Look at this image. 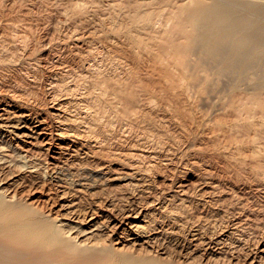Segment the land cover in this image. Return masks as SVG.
<instances>
[{
    "label": "rangeland",
    "instance_id": "rangeland-1",
    "mask_svg": "<svg viewBox=\"0 0 264 264\" xmlns=\"http://www.w3.org/2000/svg\"><path fill=\"white\" fill-rule=\"evenodd\" d=\"M13 1L14 0H12V2L10 0H0V13L1 14L4 13L3 15L0 14V17H2V18H0V28H2L1 27L2 25H5L7 23H13L15 20L16 21L19 20V21H17L18 22L17 24H20L19 26H20L21 30L20 29L18 30V28H17V33L21 32L22 28H23L24 32L22 31L21 33L22 34L26 33L24 36L25 37L27 36L25 38V39L28 38L27 40L31 39L33 36V38L31 39L33 43L29 40V42L27 41L28 43L26 42V47H25L26 49L24 48V46H21V44H20L21 48L17 47V49L15 48L12 51V54L15 56H12L13 58L9 57V58H11L10 59L11 61H9V63L10 64L15 63L13 65L14 66L16 65V66L14 68L12 65H10V64L9 65L12 66L11 68L14 71V73H15V71H16V73L18 72V75H20L24 79H23V82H21V87L19 86L20 84H15V82H11L12 84L14 83L12 87H14V86L15 87L14 88L11 87V89L9 88V91H7L8 93L5 92L4 95L8 100H12L15 104H17L19 106L24 105L26 108L29 107V110H31L32 112L38 111L37 114L39 113L42 116V118L45 117L43 119L46 122L45 124H47L46 127H47L48 131H53V132L54 131H57V132L61 131L62 134H64V136H67V140H65V143L72 144L70 142V140H71V141L75 142V143H73L75 145V147L64 146V149L60 150V151L54 149V152H57L55 155L54 153L49 152L46 147H42L40 145L36 146L35 148L27 149V144H25L24 142H20V141L14 142V140H9L12 143V145H13V142L17 143V146L23 150L22 152L29 150L30 152H28V155L31 154L30 156L34 157V159L36 160V163H38L39 167H37L36 170L35 169L33 170L32 168H26L27 165H25V164H21L19 166L15 165V164H7V165H1L0 164V184L3 182L0 185V187L2 188L1 190H3V192L6 195H8V197L12 198V196H13V199L21 200L23 202H26L27 204H29V202H30L31 206H35V208H37L39 211H41L44 215L49 216V217H54V218L59 217L58 212L69 214V211L63 212L60 208V206L63 205V203H68V202H71V203L74 202L73 203L74 204L73 209H76L78 211V213H80V210L81 211L86 210L90 207H95L96 211H99V212H101V210H102L101 214L103 217H101V218L98 217V219H97L98 222H100L99 226L101 229L99 232L96 233L95 238H97V239L94 238L91 240L92 243H99V244H105L107 246H111V245L115 244V239L117 238V236L120 235L122 237L120 244H115L117 247L114 245V247L117 248L118 250L120 248L121 251L129 252V253L134 254V255L146 256V257L152 258L154 260H158L160 262H163L165 264H230V263L231 264H246V263H248V264H251V263H253V264H264V177H263L264 171L260 169L259 173H258V171H255L256 176L254 175L255 173L253 170H256V169L255 168L253 169L251 167L253 165H249L251 162H252V164L255 162V159L253 160L251 155L249 156V154H251L252 153L251 151L253 150V147L250 144L244 145V146H246V148H247V146L250 148L249 149L250 153H249V150H247V152H244V150H246L245 147L244 148L239 147V148H243V149H239V151L241 150L240 153H242L244 156L246 155L245 157L243 156L244 158H242V156H239V154L235 155L236 154L235 150L238 151V148L233 149V147H231L230 149L229 148L226 149L225 147H222L223 145L222 146L220 145V144H223L222 138H220L221 140L218 139V141H214L217 139L218 134H215V133H214L215 135L210 134L212 132L211 131L212 128L210 129V127L215 124V116L217 114L222 115L220 113H225V112L228 113V111H227L228 108L226 107V105L229 104V102L232 99V97L228 93L229 87L232 86L230 84L231 78L228 75H226L225 73H223V74L219 73L214 67L210 66L209 64L206 65V67L204 69L197 68L195 66V64H197L198 59H199V56L197 53H189L186 56L185 60H186V62L188 61V63L190 64V65H188L190 70L192 69L190 71L188 68V71L191 72L193 75L194 74L196 75L199 72L197 76H194V78L196 77L195 79H197L196 81L194 79V83L196 84V82H197L198 86H197V84L195 85L191 81L189 83V84H191V87L188 85L189 88H187L189 94H192V95H190V100H191V96H192V100L191 101L189 100L190 103H192V104L195 103L192 111L196 114H194L192 112V116H194L196 120L198 119L199 115L202 117L204 116V120L198 121L199 124H196V123L192 124L194 126H191V129H190V127H188V129H186V130L184 129L186 132L184 131L183 132L184 134H183L182 133L183 128L180 126L181 125V119H179L180 116H179V114H177L178 112H176L174 107L172 106V105H174L173 104L174 102L170 103V100L168 101V99H166L165 97L162 98L163 94L159 91L158 86L155 84V82H157V81L156 80L151 81L153 78H156V70L154 72L155 74L152 71H150V70L154 71V69L156 68V67L154 68V65H153L155 62H152L151 58H148L149 55H148V57L146 56L147 55L146 52H145L146 54L142 52L141 53L142 58L146 57V59L144 60V58H143V59H141L143 61H140L141 63H138L135 59L132 58L133 54L128 50V48L126 46L127 44L124 40L125 39L124 37L113 36V34H111V30H109V33L106 34V32H108V29L110 27L112 28V26L114 25V22L116 23V21H119V17H121V16H118L119 11H118L117 6L122 0H119V1L118 0H116V1L112 0L114 3H117V1L119 2L116 5L117 9L115 7V4L114 3L112 4L111 0H109L110 2L107 0L109 4L107 3V1H104V0H93L94 2L92 0L91 1L88 0L89 3L84 7V9L82 11L78 10L79 13H78V11H76V8L73 7L74 3L76 2L75 0H38V1L35 0L36 2H34L33 0H15L14 1L15 3ZM73 1H74V3H73ZM110 3L112 4L111 6H110ZM13 4H14V6H13ZM119 5H121V4H119ZM75 12H77L78 14H75ZM20 18L22 21H20ZM23 19L26 21H24ZM2 20L5 22L3 23ZM37 20H39V22ZM109 22H111V23H109ZM25 23H27V24H25ZM38 23H39V25H37ZM24 24H25V27L30 26L29 30H28V27L24 28V26L23 27L21 26ZM108 24H111V25L113 24V25L111 26ZM31 25L33 27H31ZM118 25L119 24H117L116 26H118ZM56 26H57V29H55ZM108 26H110V27L108 28ZM35 27H38V28H35ZM26 29L28 31H26ZM30 29L33 30L32 31L33 33L29 32V31H31ZM102 30H104V31H102ZM9 31H10V29H9ZM34 31H35V34H34ZM99 31H100L101 35H100ZM29 33H31V34H29ZM98 33H99V36H98ZM65 36H66V38H65ZM29 37H31V38H29ZM69 37H71V38H69ZM63 38H65V39H63ZM64 40L66 41L65 43L62 42ZM60 44H63V46ZM125 47H126V49H124ZM124 50L126 52H124ZM127 50L129 52H127ZM122 51L125 54L121 53ZM17 52H21V53H17ZM118 53H120V54H118ZM21 54H23V56ZM115 54H116V56H114ZM143 54L145 56H143ZM92 55H94V57ZM117 55H118L119 59L117 58ZM123 55H126V56L123 57ZM128 56L131 59V61L128 58ZM87 57H92V58L90 59ZM122 58L126 59L125 60V62L127 61L126 63H128V64L131 63L129 65V68H128V64L125 65L126 63L123 64L124 62H121V61H124V59H122ZM120 59H121V61H120ZM132 59H133V62H132ZM162 59L163 60H161L162 61L161 64L162 65L166 64L165 62H166V60H168V58L164 57ZM28 60H30V62ZM22 61H24L26 63V65L24 63H22ZM61 61L64 63H61ZM65 62H66V64L67 63L68 64L66 65ZM73 62H75V63H73ZM150 62L153 66L150 65ZM27 63H28V65H27ZM34 63H35V65H33ZM72 63L74 65H72ZM121 63L123 65H121ZM132 63L134 65L133 67L131 66ZM29 64L32 66H30ZM38 64L40 66H37ZM63 64L66 66L65 67L62 66ZM75 64H77V65H75ZM148 64H149V66H148L149 68L152 67L151 69H149L147 67ZM53 65H55L56 67ZM27 66H29L30 69ZM34 66H36V68ZM57 66H60V67H57ZM61 66L64 68L65 72H63V68ZM68 66L73 67V68H71L72 70ZM76 66H77V68L81 67V68L86 69L85 71L87 72V74L85 73V71L83 69H81V71H80V69L78 68V70H77ZM88 66H89L90 70L88 69ZM122 66H124V67H122ZM192 66H193V68H192ZM33 68H34V70L31 71ZM39 68H41V69H39ZM56 68H57V70H56ZM61 68H62V70H61ZM68 68L70 70H68V72H67V70H65V69H68ZM94 68L98 69L99 73H98V71H96V69L94 70ZM127 69H129L128 73H127ZM142 69H143V71H145V69H149V71L151 72L150 73L149 71L148 72L146 71V76L144 77L145 79H142L143 76L145 75V72H143ZM82 70L84 73L82 72ZM196 70H198V71H196ZM72 71L73 72L76 71V72L72 73ZM77 71H79V72H77ZM92 71L93 72L95 71L94 74L96 73V75H93ZM103 71L105 72V74ZM106 71H107V73H106ZM138 71L141 72L140 76L138 75L139 74ZM175 71H177V70H175ZM45 73H47V74H45ZM70 73H72L73 76L70 75ZM77 73H79V74H77ZM100 73H102V74H100ZM111 73H112V75H110ZM122 73H124V76L122 75ZM142 73L144 75L141 76ZM147 73H148V75H147ZM63 74L66 76L64 77ZM97 74H98V79H102L101 76L106 75V74H107L106 76H103L104 79L106 77H108L109 75L111 76V78H110V76L108 78H106L107 82H110V83H107V82L105 83L104 80H101L103 83L108 84L107 85L108 87L107 86H106L107 88L105 87L106 89H109L111 84H112V86H114V84L116 86H119L118 84H122V83L126 84L128 81L130 82L131 78L136 79L135 82L140 79L139 82L137 81V84H135L136 86H138L143 81H144V83H142V84H147L148 86L150 85V83L154 84L156 87H153L154 85H151L150 88L153 87V88L158 89L157 91H159L160 94H158L159 92H157V95L159 96V98H158V96L153 97V98H155V100L153 99L155 101L153 107L155 108V105H157V106L161 105L160 106L161 108L156 106L157 108L154 109V108H152V105H151V107H149V106H144V103H139L140 109L138 108L139 106H137L135 108V111H133V114L135 116L129 117L127 114L126 116H128L129 118L128 117L124 118L125 115H123V114L121 115V113H123V112H120L118 114L120 109H123V107L119 108L118 111L115 110L114 108L117 106L119 107L120 105L119 104L117 105V103L115 104V101L113 98H112L113 101L110 99L111 103L110 102L109 103L111 105L114 102V104L111 105L114 108H112L107 103L109 98L114 97V96H111V94L114 95L113 89L116 86L114 88H112V86H111L112 90L110 89V91H112V93L110 91H109L110 93H106V92H108L106 90H104V93H103L102 87H104V86L96 87V85L99 84L98 82H100V80L96 81L94 83H91V82H93V79H94V78H92V76L97 77ZM113 74H115V75L118 74L119 78L122 77V79L121 78L119 79L118 75H116V77H115ZM128 74H129L130 80H128L129 79ZM152 74L155 77L152 76ZM68 75L70 76V78H68ZM75 75H77L78 77H76ZM83 75L84 76L88 75V76H86L88 78H89V75H91L92 79H87V78L85 79ZM99 75H101V76H99ZM132 75H134V76H132ZM60 76H63L64 78L60 77ZM82 76H83V78H82L83 82H82V80L80 82L79 79H81ZM126 76H127V78H126ZM137 76L140 78L138 79ZM54 77H56V79ZM71 77H73L72 79H74V80H72ZM112 77H115L114 78V80H115L114 84H113V82H111ZM123 77L126 80H124ZM148 77H149V79L151 78L150 79L151 82H149ZM38 78H40V79H38ZM57 78H59V79L61 78L60 80L62 82L60 83V80L57 82ZM77 78H78V80H77ZM27 79L28 80L30 79V80L28 81ZM34 79L35 80L38 79V80L35 81ZM70 79L72 81H74V83H72V81ZM95 79H97V78H95ZM63 80L65 83L67 81H68L67 83H69V82H71V83H69V85L67 83H66L67 85H63V83H64ZM85 80H88V81L90 80L89 81L90 83L88 82L89 84L86 85L87 82H85ZM116 80L118 81V83L116 82ZM120 80L123 82L119 83V82H121ZM141 80H143V81H141ZM145 80H148V81L145 82ZM75 81H76V83H75ZM246 81H249V78H246ZM26 82H27V84H26ZM35 82L36 83L39 82V83H37L38 86ZM50 82H52V83H50ZM78 82L82 83L81 86L79 85L80 83L78 84L79 88H78V85H75ZM124 82H126V83H124ZM22 83H24L23 84L24 86L22 85ZM95 83H98V84H95ZM103 83L100 82V84L105 85ZM84 84H85V86H83ZM91 84L92 85L95 84L94 88H96V89H94L93 86H91ZM123 84L120 86H124ZM30 85H31V87H30ZM61 85L63 88L59 87ZM194 85H195V87H194ZM239 85H240V88L242 89V92L249 91V85L247 82H242ZM64 86H66V87L68 86V87L64 88ZM71 86L73 89L71 88ZM73 86H77V87H73ZM88 86H91L90 90H88V88H90ZM192 86H193V89L195 92L191 91V90H193V89H190V88H192ZM57 87H59L60 89L59 88L57 89ZM201 87H202V89H201ZM19 88L20 89L22 88V89L20 90ZM41 88H43V89L41 90ZM68 88L72 89L73 91L72 90L69 91ZM75 88H78V89H75ZM83 88H85V89L87 88L88 91H91V98L90 99L92 101L89 98H87V97H90V95L86 94V93H90V92H88L87 90H85ZM98 88H102V89H99L100 92L98 91ZM24 89L27 91H25ZM54 89H57V90H54ZM92 89L95 90V92L98 91L97 94H93L94 91ZM156 89H154V90H156ZM38 90H40L41 93ZM53 90L56 92H54ZM59 90L62 91V92L60 91L62 93V95L60 92H58ZM84 90H85L84 95L86 97H84V95H82ZM28 91L32 95H36V97L32 96L31 94L29 95V93L26 94ZM31 91H33V92L35 91L34 93H36L37 91L38 92L36 94H34ZM49 91H50V93H49ZM77 91H79L80 94ZM101 91H102L103 95H102ZM15 92H16V94L19 93V95L14 94ZM24 92H26V93H24ZM70 92H71V95H70ZM72 92H76V94L73 93V95H72ZM193 92L196 93L197 96H196V94L194 95ZM11 93L13 94V96ZM38 93H39V95H38ZM58 93L62 97L59 96ZM66 93H69V94H66ZM20 94H21V97H20ZM53 94L55 95V97ZM99 94L102 96H99ZM108 94H110V96ZM14 95L17 97V99L15 98ZM40 95L43 98H41ZM50 95H53V97L55 99L52 96L50 97ZM63 95H64V97H63ZM81 95L83 98L81 97ZM160 95H161V97H160ZM26 96L29 97V98L27 97L28 99L31 98V100H27ZM92 96H94V97H92ZM106 96H108V97L106 98ZM187 96L189 98V95H187ZM58 97H59V99L60 98L61 99L59 100ZM78 97H81L82 101H83V99H85V100L82 102L81 99ZM101 97L104 99H102ZM21 98H23V99H21ZM36 98L38 101L36 100ZM63 98H65V100ZM105 98L107 99V101H105ZM194 98H195V102H193ZM48 99H50V100H48ZM88 99H89V101H91L90 103H89ZM94 99H96V100L98 99L97 102ZM99 99H101L100 101H102V103H100V104H98V102H100ZM160 99H162V100L158 101ZM22 100H24V101H22ZM25 100L27 101V103L25 102ZM51 100H52V102H51ZM53 100H55V101H53ZM62 100L66 106L62 103ZM74 100H77V101L74 102ZM93 100L95 103H93ZM32 101H33V103H32ZM49 101H50V103H49ZM72 101L75 104L72 103ZM41 102H44L43 105ZM85 102H87L88 105ZM160 102H163V103L158 105ZM55 103H57L58 105H61V107L60 106L59 107L62 108L63 111L60 108H58V105ZM71 103L74 105H72ZM82 103H84L85 105H83ZM219 103H221V105L223 104V106L221 107V105ZM36 104H37V106H35ZM93 104H96V105H93ZM101 104H102V106L103 105L107 106L109 109L105 106L102 107ZM162 104H166V105L170 104L171 107L169 105H167V106L171 110H167L168 108L166 107V105H162ZM41 105H42V107H41ZM70 105H72L73 107L74 106L77 107V105H78V107H80V108H77V110H76V109H74L75 107L73 108ZM92 105H93V107L97 106L98 107L97 109L98 110L100 109V110L99 111L96 110L95 107H94L95 108L94 109L92 107ZM99 105L101 108L99 107ZM115 105H117V106H115ZM38 106L41 107L42 109L39 108ZM52 106H53V108H52ZM64 107H65V109H64ZM87 107H90L91 110ZM144 107H145V110H142L141 108L144 109ZM146 107H148V108H146ZM220 107H221V109H218ZM70 108H71V110H70ZM102 108H104V109L106 108V111L104 109H103L104 110L103 111ZM149 108L150 109L152 108V110H150ZM55 109H58V114H59L56 116H60V114H61L60 117H57L58 119H56L55 116H53L54 115L53 112H55ZM73 109H74V111H77V112L75 113L73 111ZM78 109L82 110L81 115H79L80 110H78ZM92 109H94V110H92ZM153 109H154V111H153ZM160 109H162L163 111H160ZM195 109L197 112L195 111ZM88 110H90L91 112L90 111L88 112ZM101 110H102V113H101ZM223 110H225V111H223ZM64 111H66V112L70 111L71 113H69V112L65 113ZM169 111L172 112V114ZM40 112L41 113L43 112V114H41ZM99 112L102 115L104 114V116H106V115H107V117L109 116L108 118H110V120L106 117L104 118V116L102 117V115L99 114ZM105 112H107V113H105ZM153 112H154V114H153ZM174 112H176L175 114H177L178 116L173 114ZM88 113L91 115H89ZM96 113H97V115L99 114L101 116L100 118L102 120L100 118L99 119L97 118V117H99V115L97 116ZM136 113H138V115ZM150 113H152L153 115ZM155 113H157L156 116H154ZM197 113L199 115L196 118ZM74 114L77 116H75ZM92 114L94 116H92ZM161 114H162V116H161ZM149 115H150V117H149ZM172 115L177 116L178 118L176 117V119H177V121L180 120L179 121L180 123L177 122L175 120V117H173ZM218 115L216 117H219ZM62 116L64 118L69 119V121L67 119L66 120L64 119L65 122L67 121L66 122L67 124L64 122H59L60 120L61 121L63 120V119H61V118H63ZM86 116L88 117V119ZM122 116H124V117H122ZM159 116H161V117H159ZM205 116L207 118H205ZM224 116H225V114H224ZM80 117H82V118L84 117L83 118L84 120ZM117 117L119 118L118 120H117ZM154 117H155V119H154ZM75 118H77L78 121ZM79 118H80V120H79ZM132 118H133V120L135 119L136 122H134L132 120ZM156 118L157 119L159 118V120L161 119V121L158 120L159 123L161 122L160 123L161 127L158 126L159 125V123H157L158 121L156 122L158 127L155 125L154 122H155V120H157ZM127 119H129L128 121H130V122L132 120V123H130L128 125L127 124L128 122H126ZM56 120H57V122H56ZM73 120H75L74 122H76V123L78 122L79 125L76 124L77 126H75ZM81 120L83 122H80ZM87 120H89V121H87ZM92 120H93V122H92ZM150 120L151 121L153 120L154 122L153 121L151 122ZM84 121H86V122H84ZM95 121H97V122H95ZM100 121H102V124ZM109 121L110 122L112 121V122L110 123ZM68 122L70 124H68ZM71 122H73V123H71ZM107 122H109L110 125L112 124L111 125L112 128H110L108 126L109 124H107ZM118 122L120 123V125H118L119 124ZM61 123L63 126L61 125ZM98 123H100L101 125H99ZM103 123H106V125L105 124L103 125ZM124 123H125V125H124ZM58 124H60V125L58 126ZM82 124H83V126H82ZM87 124L91 125L93 130L94 129L96 130L97 128L100 129V131L99 130L94 131L97 135L95 133L92 134L93 130L91 129V126H88ZM84 125H86V126H84ZM117 125H118V127H117ZM122 125H124V129H122L123 128ZM131 125H132V128H131ZM69 126H71V127H69ZM55 127H56V129H54ZM67 127L70 128L71 130L72 129H74V131L76 130L75 131L76 133L73 130H72L73 132L72 131L70 132V129H68ZM89 127L91 130L89 129ZM93 127H95V128H93ZM108 127H109V129H108ZM143 127H144V129H143ZM146 127H149V128H146ZM151 127H152V130L150 129ZM207 127H209V129ZM105 128H106V130H105ZM195 128L196 129L198 128V129L195 131ZM66 129H67V131L65 133ZM87 129H88V131H87ZM111 129L112 130L115 129V130L112 131ZM192 129H194V130H192ZM109 130H111V131H109ZM116 130L119 131L118 134H117ZM142 130L143 131L146 130L145 131L146 134ZM154 130H156V131H154ZM77 131L79 133H82L81 134L82 136L77 134ZM86 131L88 132V134L86 133ZM89 131H90V133H89ZM147 131H150V133ZM151 131L153 132V136L151 135L152 134ZM194 131H195V134L193 133ZM205 131L207 133L206 135H205ZM209 131H210V133H209ZM114 132H115V134H114ZM120 132H121V135H120ZM122 132H123V134H122ZM154 132H155V134H154ZM179 132H180V134H179ZM196 132H197V134H196ZM69 133H70V135H69ZM109 133H111L113 135L111 136ZM131 133H132V135H129ZM147 133H149L148 136H147ZM157 133L161 134V135L158 134V135H160V137H158V135L156 136ZM177 133L180 136L182 134V136H181L182 138L179 135H177ZM66 134H68V135H66ZM83 134H85L87 137H85V135H83ZM162 134H164V135H162ZM190 134H191V136H190ZM92 135L94 138L96 135V138L94 139L92 137ZM101 135H103V136L105 135V137H103ZM187 135H188V137H187ZM121 136L124 138H121ZM177 136H179V137H177ZM118 137H120V138L116 139ZM127 137H129V139ZM157 137L160 139H158ZM219 137H222V136H219ZM114 138H115V140H114ZM214 138H216V139H214ZM120 139H122L124 141L126 139H128V140H126L125 141L126 143H125V142H122V140L120 141ZM100 140H101V142H100ZM105 140L107 142L110 141V142H108L110 144L106 146L103 143V142H105ZM117 140H119V141H117ZM219 140H220V142H219ZM97 141H99L100 144L97 143ZM107 142H105V143L108 144ZM217 142L219 143L220 146L218 145ZM94 143L97 144V147ZM214 143H215L216 147L217 146H219V147L215 148V146H213ZM238 143H235L236 146H235V144H233V146L234 147H238V145L243 146V144L241 142L239 144ZM89 145H90V147H89ZM13 146L15 147V145H13ZM92 146H95V147L92 148ZM102 146H104V147L106 146L109 149L108 148L106 149V147L104 148ZM81 147H82V149H81ZM133 148H135V149L132 150ZM116 149H117V152L115 151ZM225 149H226V151H225ZM33 150L36 152H34ZM39 151H41V152H39ZM70 151H72V152H70ZM85 151L87 152V154H90V155H87ZM90 151L93 153H91ZM105 151H106V153H105ZM127 151L128 152L130 151L129 152L130 158L127 156L128 155ZM76 152L78 153V155H76L77 154ZM108 153H109L110 158L108 156H106V157H108L109 159H107L106 157H103V156H105L104 154L108 155ZM111 153H113V154H111ZM126 153H127V155H126ZM133 153H135L137 155H135V154L133 155ZM245 153H247V154H245ZM42 154H45V156ZM69 154L72 156H70ZM115 154L117 155V157L115 156ZM228 154H229V156H228ZM121 155H123V156L126 155L125 156L126 158L121 156ZM224 155L228 156V157L225 158ZM41 156H42V158H41ZM235 156H238V157H236V159H235ZM119 157L120 158L122 157V158L120 159ZM257 157H258V155L254 158L257 159ZM114 158L117 159V162H115L116 160L114 161ZM246 158H248V160ZM119 159L123 160L124 163H122V161L120 162ZM242 159H244L245 161ZM251 159L254 162L249 161ZM127 160H129V161H127ZM248 161H249V163H247ZM57 162H58V164H57ZM104 162H105V165H104ZM111 162H113V163H111ZM120 163H121V165H120ZM101 165L103 167H106V166L110 167V171H111L110 176L108 175L105 177V176H101V175H95L96 173H94V171H99L100 169L103 168ZM129 168L131 170L133 169V171H136L139 174L143 173L141 180L139 178H138L139 180L137 178H135L134 180H129V181L126 180V178H124L122 180L121 177H123L125 172L130 171ZM139 171H141V173ZM117 172H119V173H117ZM121 174H123V175H121ZM257 175H259V177H257ZM143 176H145V177H143ZM261 176H262V178H261ZM87 183L91 184L90 188H88L86 185L84 186V184H87ZM124 183H126V185H124ZM127 184H129V185H127ZM65 196H67V197H65ZM63 197L66 200H64ZM70 197H71V199H70ZM47 198H49V199H47ZM45 199H46V201H45ZM57 199H59V200H57ZM48 200H49V202H48ZM54 200L56 201V203ZM100 201L103 203L105 202L104 206H103V203L101 204ZM112 202L115 205H113ZM138 204H139V207H138ZM181 206H183V207H181ZM108 207H109V209H108ZM163 207L165 209H163ZM132 208H133V210H132ZM176 208H181V209L184 208V210L180 209L182 211L181 212L180 210H178ZM194 208H195V211H194ZM110 209L111 210L114 209L113 212ZM121 209H125L126 211L121 210ZM127 209H129V210H127ZM187 209H190V210H187ZM177 210L180 211V212H178L179 214L178 213L176 214ZM185 210H186V212H185ZM136 212L139 215L138 214L136 215ZM168 212H169V214H167ZM193 213L194 214L197 213V214L194 215ZM181 214L184 216H182ZM185 214L186 215L188 214L190 216L187 215L188 217H186ZM55 215H57V216H55ZM125 215H132V216L136 215V217L138 216L136 222H138V223L140 222L139 224L141 226L143 225L145 230L148 231V234L151 235V236L149 235L150 237L148 238V240L146 239V240H141V241H131V240H127L129 238V236H128L129 232H125L124 234H120L118 232L117 233L118 235H115L112 232H110V230H111L110 226L112 224L109 221H113L112 219H114V221H121L125 218ZM241 215H243V216H241ZM67 216H70V217H65L68 220L69 219L71 221L76 220V217H74L71 214H69ZM180 216L182 217L181 218L182 220L180 219ZM245 216H246V219H243V218H245ZM198 217H200L201 220ZM207 219H209V220H207ZM191 220L194 222L191 223ZM205 220H207V223H205L206 222ZM101 221H103V223ZM212 221H214V222H212ZM125 222L127 223L128 221H125ZM182 222L184 224L186 223V225H183ZM69 223L70 224H68V225H70V226L76 225L74 222H69ZM214 223H216V224H214ZM218 225H219V227H218ZM203 226H205L204 227L205 231L203 228H202V231L200 229V227H203ZM81 227L85 228L84 225H81ZM149 227H150V229H149ZM208 227L210 229H208ZM206 229H208L209 231L210 230H212V231L209 232ZM203 231H204V233H203ZM199 232H201V233L199 234ZM212 232H213V234H211ZM206 233H208V234H206ZM204 234H206L207 236ZM200 236L204 237V238L201 239ZM210 236H211V238H210ZM196 237H198V238H196ZM219 240L221 242L223 241L222 242L223 244ZM86 241L88 242V240H86ZM196 241H197V243H196ZM198 241H199V243H198ZM206 241H208V242H206ZM129 243L130 244L132 243L131 246H128V245H130ZM201 243H203V244H201ZM124 244H125V246H124ZM206 244H207V246H206ZM121 245H122V247H121ZM127 246L129 248H126ZM196 246H198V247H196Z\"/></svg>",
    "mask_w": 264,
    "mask_h": 264
},
{
    "label": "bare ground",
    "instance_id": "bare-ground-1",
    "mask_svg": "<svg viewBox=\"0 0 264 264\" xmlns=\"http://www.w3.org/2000/svg\"><path fill=\"white\" fill-rule=\"evenodd\" d=\"M12 2V0H10ZM15 1V0H14ZM13 1V2H14ZM34 2H36L35 0H33ZM38 1V0H37ZM76 2L74 3V6L76 8V11L78 10H83L84 7L89 3L88 0H75ZM91 1V0H89ZM93 1V0H92ZM107 1V0H104ZM109 1V0H108ZM107 1V3H108ZM112 1V0H111ZM116 1V0H115ZM119 1V0H118ZM117 1V3H119ZM123 1V2H122ZM119 4H118V11H119V15L121 16L119 17V21H116V23L114 22V25L112 26V28L110 26H108V32H106V34L109 33V30H111V34H113V36H122L125 39L126 42V46L128 48V50L133 54L132 58L135 59L138 63H141L140 61H143L141 59L144 58V60L146 59V57L142 58V52L143 53H147V57L149 55L148 58H151L152 62H155L154 65V71H152L153 73L156 70V78H153L151 81H157L155 82V84L158 86L159 91L164 95H162V98H166L168 99V101L170 100V103H173L174 105H172L175 109L176 112H178L177 114H179L181 119V127L183 128L182 133L188 129V127L194 126L192 124H199L198 121H203L204 120V116H200L197 113L196 118L198 117V119L196 120L194 116H192V110H193V106L195 103H190V101L192 100V96H191V100H190V95L188 92V85L191 87V84H189L191 81L192 83H194V76H197L198 73L195 75H193L191 72L188 71V68L190 65L188 63V61L186 62V56L189 53H197L199 56L198 62L197 64H195V66L197 68H201L204 69L206 67V65H210L212 67H214L219 73L223 74L225 73L226 75H228L231 80H230V84L232 86L229 87V95L232 97L231 101L229 102V104L226 105V107L228 108V113H220L222 115H218L219 117L215 116V124L213 126L210 127L211 129V133L209 131L210 134L215 135L218 134L219 136L222 137H217L214 138L216 140L214 141H218V139L222 138L223 139V144H220L222 147L227 148H238L239 149H243L244 147L246 148V144H250L253 147V150L251 151L252 153H250V148L247 146L246 150H244V152H247V150H249V156L251 155V157L253 158V160L255 159V162L251 159L249 161H253L254 163L252 164V162L249 165H253L251 166L253 169L255 168L256 170L254 171V175L256 176V172L255 171H260L263 170L264 171V0H122ZM94 2V1H93ZM110 2V1H109ZM15 3V2H14ZM114 2L112 1V4ZM117 3L115 4V7L117 5ZM109 4V3H108ZM110 3V6L112 5ZM107 5V4H106ZM14 6V4H13ZM116 7V9H117ZM114 8V7H113ZM66 10V9H65ZM66 12V11H65ZM73 12V11H72ZM79 13V11H78ZM77 12H75V14H78ZM1 14V13H0ZM4 14V13H3ZM1 14V15H3ZM8 14V13H7ZM6 14V15H7ZM66 14V13H65ZM8 16V15H7ZM2 18V17H0ZM24 20V19H23ZM3 21V20H2ZM19 21V20H17ZM16 20L13 23H7L5 25H2L5 21H3V23L1 24L2 28H0V164L1 165H7V164H15L17 166L21 165V164H25L27 165L26 168H32L33 170L38 166V163H36V160L34 159V157L28 155V152H30L29 150H26L24 152H22L23 150L20 149L17 146V143L14 142H24L25 144H27V149L30 148H35L36 146L40 145L42 147H46L47 150L49 152H52L56 155L57 152H54L55 150H63L64 146H69V147H75V145L73 143V141L70 140V142L72 144H67L65 143V140H67V136H64V134H62V132H57V131H48L46 125L45 124V120L42 118V116L37 112H32L31 110H29V107H24L23 106H19L17 104H15L12 100H8L5 97V92L9 91V88L11 89V87L13 86V84L11 82H15V84H20L19 86L21 87V82H23V79L20 75H18V72L14 73V71L12 70V66L15 68V66L12 63L10 64L9 61H11L9 57L15 56L12 54V51L17 47L24 46V48L26 47V42L29 40L32 42V38L27 40L25 39L26 37L24 36L25 34H22L21 32L17 33V28L18 30L20 29V24H17ZM20 21L21 18H20ZM26 21V20H24ZM35 21V20H34ZM39 22V20H37ZM41 21V20H40ZM28 22V21H27ZM111 23V22H109ZM27 24V23H25ZM21 25L22 27L24 26V28L28 27V30L30 28V26H26ZM117 24H119L118 26H116ZM36 25V24H35ZM39 25V23L37 24ZM8 26V27H7ZM31 27H33L31 25ZM76 27V26H75ZM38 28V27H35ZM59 28V27H58ZM77 28V27H76ZM10 29V31H9ZM33 29V28H32ZM30 29L32 32L33 30ZM57 29V26L56 28ZM21 30V29H20ZM26 29V31H28ZM106 30V29H105ZM25 31V32H26ZM101 31V30H100ZM99 31V33H100ZM104 31V30H102ZM24 32V31H23ZM33 33V32H32ZM54 33V32H53ZM98 33V36H99ZM104 33V32H103ZM31 34V33H29ZM35 34V31H34ZM105 34V33H104ZM28 35V34H27ZM101 35V33H100ZM31 36V35H30ZM105 37V36H104ZM115 37V38H116ZM66 38V36H65ZM63 38V39H65ZM71 38V37H69ZM108 38V37H107ZM114 39V38H113ZM27 42V43H28ZM30 42V43H31ZM62 42H66L65 40ZM61 42V43H62ZM124 42V43H125ZM33 43V42H32ZM32 45V44H31ZM63 46V44H60ZM59 45V46H60ZM30 46V45H29ZM65 46V45H64ZM32 47V46H31ZM120 47V46H119ZM122 47V46H121ZM21 48V47H20ZM23 48V47H22ZM23 48V49H24ZM29 48V47H28ZM33 48V47H32ZM22 49V50H23ZM26 49V48H25ZM119 49V48H118ZM123 49V48H122ZM126 49V47L124 48ZM117 50V49H116ZM127 50V52H129ZM16 51V50H15ZM19 51V50H18ZM26 51V50H25ZM118 51V50H117ZM121 51V50H120ZM24 52V51H23ZM22 52V53H23ZM30 52V51H29ZM32 52V51H31ZM115 52V51H114ZM124 52H126L124 50ZM17 53H21V52H17ZM25 53V52H24ZM117 53V52H116ZM123 53V51L121 52ZM145 53V54H146ZM120 54V53H118ZM125 54V53H123ZM23 56V54H21ZM29 55V54H28ZM122 55V54H121ZM128 55V54H127ZM130 55V54H129ZM17 56V55H16ZM19 56V55H18ZM27 56V55H26ZM90 56V55H89ZM94 57V55H92ZM116 56V54L114 55ZM126 55H123V57ZM143 56H145L143 54ZM168 58V60H166V64H161V60H163L162 58ZM13 58V57H12ZM18 58V57H17ZM28 58V57H27ZM31 58V57H30ZM87 58H92V57H87ZM118 58V55H117ZM129 58V56H128ZM86 59V58H85ZM89 59V60H90ZM119 59V58H118ZM124 59V58H122ZM130 59V58H129ZM132 59V62H133ZM31 60V59H30ZM30 60H28L30 62ZM126 59H124V61H120L124 62L123 64H125ZM134 60V61H135ZM13 61V60H12ZM18 61V60H17ZM32 61V60H31ZM47 61V60H46ZM119 61V62H120ZM131 61V59H130ZM147 61V60H146ZM145 61V62H146ZM15 62V61H14ZM21 62V61H20ZM28 62V63H29ZM148 62V61H147ZM168 62V63H167ZM18 63V62H17ZM22 63H24L26 65V63L24 61H22ZM27 63V65H28ZM46 63V62H45ZM61 63H64L61 61ZM75 63V62H73ZM72 63V65H74ZM135 63V62H134ZM144 63V62H143ZM12 66H10V65ZM19 64V63H18ZM56 64V63H55ZM59 64V63H58ZM66 64V62H65ZM68 64V63H67ZM66 64V65H67ZM121 63V65H123ZM128 63H126L125 65H127ZM131 64V63H130ZM128 64V68L129 65ZM30 65V64H29ZM35 65V63L33 64ZM47 65V64H46ZM66 65H62V66H66ZM77 65V64H75ZM150 65L151 62H150ZM152 65V66H153ZM32 66V65H30ZM37 66H40L39 64ZM55 66V65H53ZM61 66V67H62ZM92 66V65H91ZM132 67L134 66L133 63L131 65ZM142 66V65H141ZM144 66V65H143ZM149 66V64L147 65V67ZM188 66V67H187ZM29 69L30 67L27 66ZM36 68V66H34ZM56 67V66H55ZM60 67V66H57ZM70 69L73 67L68 66ZM124 67V66H122ZM13 68V69H14ZM45 68V67H44ZM63 68V67H62ZM61 68V70H62ZM67 68V67H66ZM65 69L70 70V69ZM77 68V66H76ZM79 68V67H78ZM77 68V70H78ZM149 68V67H148ZM152 67H150L149 69H151ZM193 68V66H192ZM20 69V68H19ZM18 69V70H19ZM27 69V68H26ZM41 69V68H39ZM80 71L81 69H83L84 71L86 69L84 68H79ZM89 69V66H88ZM96 68H94L95 70ZM126 69V68H125ZM133 69V68H132ZM149 69H145V75L142 73L143 78L146 76V71L148 72ZM34 68L31 70L33 71ZM37 70V69H36ZM57 70V68H56ZM72 70V69H71ZM82 70V72H83ZM90 70V69H89ZM127 69V73H128ZM177 70V71H175ZM190 70V68H189ZM192 70V69H191ZM190 70V71H191ZM21 71V70H20ZM19 71V72H20ZM96 71L99 70L96 69ZM132 71V70H131ZM149 71V72H150ZM198 71V70H196ZM25 72V71H24ZM63 72L64 68H63ZM66 72V73H67ZM76 71H72V73H75ZM79 72V71H77ZM93 72V71H92ZM95 72V71H94ZM94 72L92 73L93 75H96V73L94 74ZM102 72V71H101ZM104 72V71H103ZM126 72V71H125ZM139 72V76H140V71ZM22 73V72H21ZM26 73V72H25ZM30 73V72H29ZM44 73V72H43ZM54 73V72H53ZM61 73V72H60ZM72 73H70V75H72ZM81 73V72H80ZM84 73V72H83ZM85 73L87 74V72L85 71ZM89 73V72H88ZM91 73V72H90ZM107 73V71H106ZM134 73V72H133ZM137 73V72H136ZM151 73V72H150ZM195 73V72H194ZM39 74V73H38ZM37 74V75H38ZM47 74V73H45ZM49 74V73H48ZM51 74V73H50ZM79 74V73H77ZM102 74V73H100ZM105 74V72H104ZM119 74V73H118ZM116 74V75H118ZM131 74V73H130ZM155 74V73H154ZM25 75V74H24ZM29 75V74H28ZM56 75V74H55ZM58 75V74H57ZM64 75V74H63ZM85 75V74H84ZM83 75V76H84ZM107 75V74H106ZM106 75H99L102 77V79H98V74L97 77H93V82L94 83L96 81H99L101 83H103L101 80H104L105 83L107 82V79L110 75H112V73L106 77L105 79L103 78V76ZM115 77L116 75L113 74ZM122 75L124 76V73H122ZM121 75V76H122ZM137 75V74H136ZM148 75V73H147ZM27 76V75H26ZM25 76V77H26ZM32 76V75H31ZM34 76V75H33ZM66 75H64L65 77ZM73 76V75H72ZM76 77H78L77 75H75ZM80 76V75H79ZM83 76L81 77L80 82L83 78ZM88 76V75H86ZM84 76V78L86 79H92L91 75H89V78ZM134 76V75H132ZM150 76V75H149ZM152 76H154L152 74ZM53 77V76H52ZM63 77V76H60ZM63 77V78H64ZM100 77V78H101ZM112 77L111 82H113L114 84V78ZM138 77V76H137ZM136 77V78H137ZM155 77V76H154ZM27 78V77H26ZM41 78V77H40ZM38 78V79H40ZM56 79V77H54ZM53 78V79H54ZM68 78H70V76L68 75ZM73 77H71L72 79ZM80 78V77H79ZM97 78V79H95ZM111 78V76H110ZM119 78V75H118ZM122 79V77H120ZM119 78V79H120ZM127 78V76H126ZM128 80H130L129 74H128ZM140 77H138L139 79ZM147 78V77H146ZM246 78H249V81H246ZM36 79V80H38ZM54 79V80H55ZM61 79V78H60ZM59 78H57V82L60 80ZM70 79V80H71ZM117 79V78H116ZM124 79V77H123ZM149 79V77H148ZM151 79V78H150ZM149 79V82H151ZM28 80V79H27ZM30 80V79H29ZM28 80V81H29ZM35 80V79H34ZM35 80V81H36ZM65 80V79H64ZM63 80V82H64ZM69 80V81H70ZM74 80V79H72ZM71 80V81H72ZM78 80V78H77ZM76 80V81H77ZM95 80V81H94ZM113 80V81H112ZM118 80V79H117ZM116 80V82L118 83V81ZM126 80V79H124ZM136 79L131 78L130 80V84L126 83L123 84L124 86H120L122 84H118L119 86H116L114 84V86H112L113 89V94H111V97L108 100V104L110 105L111 101L110 99L113 101H115V104L117 103V105L119 104L120 106L118 107H113L111 105L110 106L112 108H114L115 110L118 111L119 108L123 107V109H120V111L118 112V114L120 112L121 115H125L122 116L124 118L129 117H134L135 115L133 114V111H135V108L137 106H139V103H144V106H149L152 108L154 105V100L155 98H153L154 96H158L157 95V91L158 89L153 88L156 87L154 84H151L148 86L147 84H142L144 83L143 81L142 83H138L139 85L136 86L135 84H137V81L139 82V80H137L135 82ZM197 79H195L196 81ZM26 81V80H25ZM32 81V80H31ZM43 81V80H42ZM49 81V80H48ZM75 81V83H76ZM90 81V80H89ZM88 80H85L86 85L89 84ZM110 81V80H109ZM140 81V82H141ZM148 80H145V82ZM34 82V81H33ZM62 81L60 80V83ZM68 82V81H67ZM66 82V83H67ZM80 82H78L75 85H78ZM83 82V80H82ZM89 82V83H88ZM100 82L95 83L98 84L96 85V87H102L103 88V93L104 90L108 91L106 93H112V91H110L111 86L109 89H106L108 86V84L102 85L100 84ZM115 82V83H116ZM148 82V83H149ZM242 82H247L249 85V91L247 92H242V89L240 88V83ZM12 85H11V84ZM32 83V82H31ZM36 83V82H35ZM39 83V82H37ZM36 83V84H37ZM49 83V82H48ZM52 83V82H50ZM65 83V82H64ZM63 85H69V83H65ZM72 83H74V81H72ZM110 83V82H107ZM116 83V84H117ZM11 86H10V85ZM24 83H22L23 85ZM27 84V82H26ZM29 84V83H28ZM82 83H80L79 85L81 86ZM95 84L91 86H93V88L95 87ZM195 84V83H194ZM197 84V82H196ZM195 84V85H196ZM34 85V84H33ZM40 85V84H39ZM52 85V84H51ZM78 85V88H79ZM151 85H154L153 87L150 88ZM194 85V87H195ZM18 86V85H17ZM16 86V87H17ZM18 86V87H19ZM24 86V85H23ZM22 86V87H23ZM38 86V84H37ZM45 86V85H44ZM55 86V85H54ZM58 86V85H57ZM85 86V84L83 85ZM91 86H88L90 88H88V90L91 89ZM107 86V87H106ZM198 86V84H197ZM196 86V87H197ZM200 86V85H199ZM15 87V86H14ZM12 87V88H14ZM27 87V86H26ZM31 87V85H30ZM34 87V86H33ZM43 87V86H42ZM47 87V86H46ZM53 87V86H52ZM60 88L62 87L59 86ZM57 87V89L59 88ZM66 86H64L65 88ZM68 87V86H67ZM66 87V88H67ZM73 87H77V86H73ZM106 87V88H105ZM29 88V87H28ZM37 88V87H36ZM44 88V87H43ZM41 88V90L43 89ZM49 88V87H48ZM59 88V89H60ZM63 88V87H62ZM72 88V86H71ZM75 88V89H78ZM102 88H98L102 89ZM105 88V89H104ZM20 89V88H19ZM22 89V88H21ZM20 89V90H21ZM27 89V88H26ZM33 89V88H32ZM50 89V88H49ZM54 89V90H57ZM69 89V88H68ZM73 89V88H72ZM72 89H69V91H71ZM81 89V88H80ZM85 89V88H83ZM96 89V88H94ZM156 89V90H154ZM193 89V86L192 88ZM202 89V87H201ZM25 90V89H24ZM23 90V91H24ZM28 90V89H27ZM25 90V91H27ZM35 90V89H34ZM53 90V91H54ZM62 90V89H61ZM61 90H59L58 92H60ZM65 90V89H64ZM87 90V88L85 89ZM85 90L83 92L82 95L85 94ZM87 90V91H88ZM93 90V89H92ZM112 90V89H111ZM196 90V89H195ZM13 91V90H12ZM17 91V90H16ZM22 91V92H23ZM40 91V90H38ZM37 91V92H38ZM68 91V92H69ZM73 91V90H72ZM75 91V90H74ZM86 91V92H87ZM95 92V90H93ZM97 91V92H98ZM110 91V92H109ZM191 91H194L191 90ZM11 92V91H10ZM32 93H34L33 91H31ZM36 92V93H37ZM56 92V91H54ZM62 92V91H61ZM60 92V93H61ZM66 92V91H65ZM79 93V91H77ZM90 93H86L87 95L89 94L90 97L87 98H91V91H88ZM93 94H97V92H95ZM100 92V91H99ZM160 92L158 94H160ZM195 92V91H194ZM193 92V93H194ZM197 92V91H196ZM8 93V92H7ZM6 93V94H7ZM13 93V92H12ZM11 93V94H12ZM26 93V92H24ZM29 91L26 93L28 94ZM34 93V94H36ZM41 93V91H40ZM50 93V91H49ZM76 94V92H72ZM102 93V91H101ZM102 93V95H103ZM105 93V94H106ZM188 93V94H187ZM192 93V92H191ZM10 94V93H9ZM16 94V92L14 93ZM22 94V93H21ZM20 94V97H21ZM31 93H29L30 95ZM43 94V93H42ZM64 94V93H63ZM69 94V93H66ZM80 94V93H79ZM104 94V95H105ZM196 93H194L195 95ZM16 95H19L16 94ZM32 95V94H31ZM39 95V93H38ZM49 95V94H48ZM54 95V94H53ZM53 95H50V97ZM57 95V94H56ZM59 95V93H58ZM57 95V96H58ZM62 95V93H61ZM59 95V96H61ZM71 95V92H70ZM81 95V97H82ZM99 94V96H102ZM107 95V94H106ZM110 96V94H108ZM160 95V97H161ZM189 95V98L188 96ZM13 96V94H12ZM15 96V95H14ZM35 96L36 95H32ZM41 96V95H40ZM66 96V95H65ZM69 96V95H68ZM97 96V95H96ZM197 96V94H196ZM28 96H26L27 100H31L27 98ZM31 97V96H30ZM34 97V98H35ZM55 97V95H54ZM53 97V98H54ZM62 97V96H61ZM64 97V95H63ZM72 97V96H71ZM81 97H78L81 99ZM84 97H86L84 95ZM94 97V96H92ZM98 97V96H97ZM104 97V96H103ZM108 96H106L107 98ZM15 98L17 99V97L15 96ZM25 98V97H24ZM33 98V97H32ZM40 98V97H39ZM41 98H43L41 96ZM48 98V97H47ZM52 98V99H53ZM57 98V97H56ZM70 98V97H69ZM77 98V97H76ZM83 98V97H82ZM96 98V97H95ZM99 98V97H98ZM102 98V97H101ZM105 98V101H107V99ZM113 98V99H112ZM159 98V96H158ZM14 99V98H13ZM20 99V98H19ZM23 99V98H21ZM51 99V98H50ZM48 99V100H50ZM55 99V98H54ZM59 99V97H58ZM61 99V98H60ZM59 99V100H60ZM65 100V98H63ZM68 99V98H67ZM73 99V98H72ZM75 99V98H74ZM88 99V101H89ZM104 99V98H102ZM154 99V100H153ZM33 100V99H32ZM37 100V98H36ZM41 100V99H40ZM44 100V99H43ZM42 100V101H43ZM57 100V99H56ZM79 100V99H78ZM85 99H83L84 101ZM87 100V99H86ZM91 100V99H90ZM96 102L97 100L94 99ZM93 100V103H95ZM101 99H99L100 101ZM162 99L158 100L161 101ZM190 100V101H189ZM195 102V98L193 99ZM24 101V100H22ZM38 101V100H37ZM55 101V100H53ZM77 100H74V102ZM82 101V99H81ZM82 101V102H83ZM92 101V100H91ZM89 101V103L91 102ZM157 101V100H156ZM166 101V100H165ZM221 101V100H220ZM223 101V100H222ZM25 102L27 103V101L25 100ZM36 102V101H35ZM52 102V100H51ZM72 101V103H74ZM110 102V103H109ZM164 102V101H163ZM160 102L158 105H160ZM33 103V101H32ZM42 105L44 102H41ZM40 103V104H41ZM50 103V101H49ZM54 103V102H53ZM63 103V100H62ZM67 103V102H66ZM71 103V104H72ZM79 103V102H78ZM77 103V104H78ZM81 103V102H80ZM87 103V102H85ZM102 103V101L98 102V104ZM222 103V102H221ZM221 103H219L221 105ZM228 103V102H227ZM21 104V103H20ZM29 104V103H28ZM57 104V103H55ZM65 105V103H63ZM75 104V103H74ZM72 104V105H74ZM83 105H85L84 103H82ZM81 104V105H82ZM97 104V105H98ZM146 104V105H145ZM156 104V103H155ZM41 105V107H42ZM54 105V104H53ZM58 105V104H57ZM70 105V106H72ZM80 105V106H81ZM88 105V103H87ZM86 105V106H87ZM91 105V104H90ZM96 105V104H93ZM92 105V107H93ZM143 105V104H142ZM162 105H166V104H162ZM170 106V104H167ZM166 105V107L168 108V106ZM229 105V106H228ZM28 106V105H27ZM37 106V104L35 105ZM45 106V105H44ZM61 105H58V108H60ZM66 106V105H65ZM102 106V104H101ZM105 105H103L102 107H104ZM155 105V108L160 107ZM217 106V105H216ZM223 106V104L221 105V107ZM39 107V106H38ZM39 107V108H41ZM57 107V106H56ZM73 107V106H72ZM75 107V106H74ZM73 107V108H74ZM91 107V106H90ZM90 107H87L91 110ZM96 108V110H98L97 106H94ZM93 107V108H94ZM100 107V105H99ZM107 107V106H105ZM171 107V106H170ZM218 108V109H221ZM44 108V107H43ZM53 108V106H52ZM78 107H75L74 109L77 110ZM82 108V107H81ZM84 108V107H83ZM86 108V107H85ZM94 108V109H95ZM101 108V107H100ZM108 108V107H107ZM140 109V106L138 107ZM148 108V107H146ZM152 108L150 110H152ZM154 108V109H155ZM161 108V107H160ZM226 108V109H227ZM42 109V108H41ZM62 110V108H60ZM65 109V107H64ZM67 109V108H66ZM73 109V111H74ZM92 109V110H94ZM104 108H102L103 110ZM109 109V108H108ZM142 110H145L141 108ZM153 109V111H154ZM164 109V108H163ZM173 109V108H172ZM34 110V109H33ZM54 110V109H53ZM71 110V108H70ZM80 110V109H78ZM86 110V109H85ZM88 110V112L90 111ZM100 110V109H99ZM98 110V111H99ZM101 110V113H102ZM106 111V108L104 109ZM103 110V111H104ZM157 110V109H156ZM167 110H171V109H167ZM40 111V110H39ZM63 111V110H62ZM61 111V112H62ZM67 111V110H66ZM65 113H71L70 111ZM81 111H79V115H81ZM87 111V110H86ZM111 111V110H110ZM138 111V110H137ZM147 111V110H146ZM159 111V110H158ZM157 111V112H158ZM160 111H163L162 109H160ZM173 111V110H172ZM196 111V109H195ZM225 111V110H223ZM44 112V111H43ZM43 112L41 114H43ZM75 113L77 111H74ZM91 112V111H90ZM94 112V111H93ZM97 112V111H96ZM108 112V111H107ZM105 112V113H107ZM112 112V111H111ZM141 112V111H140ZM143 112V111H142ZM145 112V111H144ZM170 112V111H169ZM176 112H174L173 114H175ZM197 112V111H196ZM87 113V112H86ZM85 113V114H86ZM98 113V112H97ZM96 113V115H97ZM99 112V114H101ZM109 113V112H108ZM172 114V112H170ZM194 113V112H193ZM227 113V114H226ZM46 114V113H45ZM53 116H55L56 119H58L57 117L60 116H56L59 115L58 114V109H55V112H53ZM73 114V113H72ZM89 114V113H88ZM87 114V115H88ZM95 114V113H94ZM98 114V115H99ZM128 114V116H126ZM138 115V113H136ZM152 114V113H150ZM154 114V112H153ZM152 114V115H153ZM160 114V113H159ZM175 114V115H177ZM196 114V113H194ZM225 114V116H224ZM64 115V114H63ZM75 115V114H74ZM84 115V114H83ZM91 115V114H89ZM97 115V116H98ZM102 115V114H101ZM151 115V116H152ZM157 113H155L154 116H156ZM173 116L175 117V120L177 121L176 117L178 116ZM202 115V114H201ZM227 115V116H226ZM45 116V115H44ZM77 116V115H75ZM92 116H94L92 114ZM104 116V114L102 115V117ZM162 116V114H161ZM159 116V117H161ZM63 117V116H62ZM68 117V116H67ZM79 117V116H78ZM87 117V116H86ZM101 116L99 115V117H97L98 119ZM108 118L107 115L104 116V118ZM128 117V118H129ZM150 117V115H149ZM212 117V116H211ZM210 117V118H211ZM47 118V117H46ZM71 118V117H70ZM82 118V117H80ZM79 118V120H80ZM84 118V117H83ZM82 118V119H83ZM103 118V119H104ZM138 118V117H137ZM136 118V119H137ZM170 118V117H169ZM178 118V117H177ZM205 118H207L205 116ZM214 118V117H213ZM60 119V118H59ZM63 119L62 121L60 120L59 122H65V120L67 118H61ZM65 119V120H64ZM77 119V118H75ZM88 119V117H87ZM90 119V118H89ZM93 119V118H92ZM101 119V118H100ZM110 120V118H108ZM119 118L117 117V120ZM122 119V118H121ZM120 119V120H121ZM131 119V118H130ZM155 119V117H154ZM157 119V118H156ZM178 119V120H179ZM69 121V119H67ZM71 120V119H70ZM84 120V119H83ZM97 120V119H96ZM102 120V119H101ZM106 120V119H105ZM129 119H127L126 122H128L127 124L129 125L131 122L128 121ZM159 120V118L157 120H155V125L157 126L156 122ZM169 120V119H168ZM47 121V120H46ZM72 121V120H71ZM75 120H73L74 122ZM78 121V119H77ZM89 121V120H87ZM99 121V120H98ZM134 122L135 119L133 120ZM151 121V120H150ZM151 121V122H152ZM161 121V119L159 120ZM159 121L157 123H159ZM164 121V120H163ZM167 121V120H166ZM170 121V120H169ZM180 121V120H179ZM177 121V122H179ZM57 122V120H56ZM71 122V123H73ZM80 122H83L82 120ZM86 122V121H84ZM93 122V120H92ZM97 122V121H95ZM94 122V123H95ZM102 124V121H100ZM105 122V121H104ZM110 122V121H109ZM109 122H107V124H109ZM112 122V121H111ZM110 122V123H111ZM145 122V121H144ZM150 122V123H151ZM171 122V121H170ZM48 123V122H47ZM119 123V122H118ZM147 123V122H146ZM161 123V122H160ZM159 123V127L160 126ZM164 123V122H163ZM180 123V122H179ZM67 124V123H66ZM68 124H70L68 122ZM79 125V123L74 122V125L77 126ZM84 124V123H83ZM82 124V126H83ZM99 125H101L100 123H98ZM106 125V123H103V125ZM153 124V123H152ZM174 124V123H173ZM60 124H58L59 126ZM62 125V123H61ZM88 125V124H87ZM98 125V126H99ZM102 125V126H103ZM112 125V124H111ZM111 125L109 124L108 126L110 128ZM120 125V123L118 124ZM117 125V127H118ZM125 125V123H124ZM124 125L122 129H124ZM127 125V126H128ZM147 125V124H146ZM50 126V125H49ZM63 126V125H62ZM86 126V125H84ZM91 126V125H88ZM97 126V125H96ZM126 126V127H127ZM148 126V125H147ZM157 126V127H158ZM179 126V125H178ZM196 126V125H195ZM198 126V125H197ZM71 127V126H69ZM79 127V126H78ZM104 127V126H103ZM108 127V129H109ZM114 127V126H113ZM125 127V128H126ZM130 127V126H129ZM142 127V126H141ZM155 127V126H154ZM176 127V126H175ZM68 128V127H67ZM84 128V127H83ZM86 128V127H85ZM88 128V127H87ZM95 128V127H93ZM107 128V127H106ZM105 128V130H106ZM115 128V127H114ZM120 128V127H119ZM132 128V125H131ZM149 128V127H146ZM156 128V127H155ZM179 128V127H178ZM177 128V129H178ZM194 128V127H193ZM209 129V127H207ZM50 129V128H49ZM56 129V127L54 128ZM70 129V128H68ZM76 129V128H75ZM80 129V128H79ZM82 129V128H81ZM90 129V127H89ZM92 129V126H91ZM90 129V130H91ZM121 129V130H122ZM129 129V128H128ZM144 129V127H143ZM152 130V127L150 128ZM154 129V128H153ZM180 129V128H179ZM185 129V130H184ZM198 129V128H197ZM195 128V131L197 130ZM207 129V130H208ZM52 130V129H51ZM60 130V129H59ZM58 130V131H59ZM74 131V129H72ZM70 129V132L72 131ZM93 130V129H92ZM99 130L100 129H96ZM95 129L93 130L92 134H94L96 131ZM103 130V129H102ZM101 130V131H102ZM112 130V129H111ZM109 130V131H111ZM115 129H113L112 131H114ZM141 130V129H140ZM148 130V129H147ZM158 130V129H157ZM194 130V129H192ZM206 130V129H205ZM67 129L65 130L66 133ZM72 131V132H73ZM76 131V130H75ZM74 131V132H75ZM88 131V129H87ZM86 131V133L88 134V132ZM98 131V132H99ZM117 131V130H116ZM123 131V130H122ZM130 131V130H129ZM143 131V130H142ZM146 131V130H145ZM145 131H143L145 133ZM156 131V130H154ZM181 131V130H180ZM189 131V130H188ZM195 131L193 132L195 134ZM106 132V131H105ZM119 131H117L118 134ZM137 132V131H136ZM150 133V131H147ZM152 132V131H151ZM178 132V131H177ZM186 132V131H185ZM191 132V131H190ZM64 133V132H63ZM76 133V132H75ZM90 133V131H89ZM143 133V134H144ZM149 133H147V136L149 135ZM189 133V132H188ZM215 133V134H214ZM73 134V133H72ZM77 134H79L80 136H82V133H79L77 131ZM96 134V133H95ZM99 134V133H98ZM106 134V133H105ZM108 134V133H107ZM111 136L113 134L109 133ZM115 134V132H114ZM123 134V132H122ZM146 134V133H145ZM155 134V132H154ZM160 134L157 133L156 136ZM180 134V132H179ZM177 133V135H179ZM184 134V133H183ZM186 134V133H185ZM197 134V132H196ZM206 131H205V135H206ZM221 134V135H220ZM68 135V134H66ZM70 135V133H69ZM85 135V134H83ZM97 135V134H96ZM95 135V138H96ZM100 135V134H99ZM121 135V132H120ZM129 135H132L129 134ZM153 136V132L151 134ZM161 135V134H160ZM160 135H158V137H160ZM164 135V134H162ZM211 135V136H212ZM72 136V135H71ZM76 136V135H75ZM91 136V135H90ZM103 136V135H101ZM115 136V135H114ZM113 136V137H114ZM128 136V135H127ZM155 136V135H154ZM180 136V135H179ZM177 136V137H179ZM182 136V134H181ZM180 136V137H181ZM184 136V135H183ZM191 136V134H190ZM217 136V135H216ZM215 136V137H216ZM77 137V136H76ZM85 137H87L85 135ZM93 137V135H92ZM100 137V136H99ZM105 137V135L103 136ZM107 137V136H106ZM112 137V138H113ZM157 137V138H158ZM188 137V135H187ZM83 138V137H82ZM90 138V137H89ZM94 138V137H93ZM94 138V139H95ZM120 137L116 138L119 139ZM121 138H124L121 136ZM129 139V137H127ZM164 138V137H163ZM182 138V137H181ZM81 139V138H80ZM85 139V138H84ZM99 139V138H98ZM103 139V138H102ZM101 139V140H102ZM110 139V138H109ZM126 139V140H128ZM160 139V138H158ZM175 139V138H174ZM185 139V138H184ZM9 140H14L13 145H15V147L12 145V143ZM100 140V142H101ZM115 140V138H114ZM122 139H120L121 141ZM125 140V141H126ZM178 140V139H177ZM221 140V139H220ZM219 140V142H220ZM76 141V140H75ZM86 141V140H85ZM84 141V142H85ZM91 141V140H90ZM96 141V140H95ZM104 141V140H103ZM119 141V140H117ZM124 140H122V142H125ZM160 141V140H159ZM163 141V140H162ZM176 141V140H175ZM213 141V140H212ZM213 141V142H214ZM78 142V141H77ZM89 142V141H88ZM92 142V141H91ZM105 142H107L105 140ZM105 142H103L106 146L109 145L110 141H108L106 144ZM128 142V141H127ZM242 143V145H238V147H234L233 144L235 143ZM82 143V142H81ZM97 143H99V141H97ZM126 143V142H125ZM218 143V142H217ZM216 143V144H217ZM222 143V142H221ZM238 143V144H239ZM77 144V143H76ZM86 144V143H85ZM88 144V143H87ZM90 144V143H89ZM95 144V143H94ZM93 144V145H94ZM100 144V143H99ZM213 144V143H212ZM63 145V146H62ZM84 145V144H83ZM91 145V144H90ZM89 145V147H90ZM97 147V144H95ZM219 145V143H218ZM219 145V146H220ZM25 146V145H24ZM78 146V145H77ZM99 146V145H98ZM105 146V147H106ZM215 146V143L214 145ZM217 146V147H219ZM236 146V144H235ZM79 147V146H78ZM88 147V146H87ZM95 146H92V148ZM100 147V146H99ZM98 147V148H99ZM104 147V146H102ZM104 147V148H105ZM128 147V146H127ZM215 146V148H217ZM239 147H243V148H239ZM103 148V149H104ZM108 147H106L107 149ZM38 149V148H37ZM69 149V148H68ZM82 149V147H81ZM80 149V150H81ZM109 149V148H108ZM128 149V148H127ZM135 148H133L132 150H134ZM225 149V151H226ZM39 150V149H38ZM74 150V149H73ZM79 150V151H80ZM121 150V149H120ZM129 150V149H128ZM221 150V149H220ZM219 150V151H220ZM223 150V149H222ZM232 150V149H231ZM34 151V150H33ZM47 151V152H48ZM76 151V150H75ZM108 151V150H107ZM117 152V149L115 150ZM119 151V150H118ZM137 151V150H136ZM169 151V150H168ZM228 151V150H227ZM235 150L236 154H239V156H242V158H244L245 156L240 153V151L238 152ZM32 152V151H31ZM36 152V151H34ZM41 152V151H39ZM45 152V151H44ZM43 152V153H44ZM72 152V151H70ZM86 152V151H85ZM84 152V153H85ZM91 152V151H90ZM128 152V151H127ZM130 152V151H129ZM129 152L128 155L126 153V155L130 158L129 156ZM234 152V153H235ZM238 152V153H237ZM243 152V151H242ZM243 152V153H244ZM66 153V152H65ZM77 153V152H76ZM93 153V152H91ZM106 153V151H105ZM114 153V152H113ZM111 153V154H113ZM132 153V152H131ZM231 153V152H230ZM63 154V153H62ZM82 154V153H81ZM87 154V152H86ZM117 154V153H116ZM115 154V156L117 157V155ZM121 154V153H120ZM125 154V153H124ZM123 154V155H124ZM135 153H133L134 155ZM220 154V153H219ZM241 154V155H240ZM247 154V153H245ZM45 156V154H42ZM50 155V154H49ZM70 155V154H69ZM78 155V153L76 154ZM90 155V154H87ZM106 157H109V153L104 154ZM121 155V156H123ZM125 155V156H126ZM137 155V154H135ZM226 155V154H225ZM224 155V156H225ZM257 157L254 158V157ZM260 155V156H259ZM72 156V155H70ZM69 156V157H70ZM112 156V155H111ZM119 156V155H118ZM123 156V157H125ZM229 156V154H228ZM228 156H225L228 157ZM244 156V157H243ZM39 157V156H38ZM84 157V156H83ZM108 157H106L107 159H109ZM238 156H235V159ZM248 157V156H247ZM42 158V156H41ZM53 158V157H52ZM59 158V157H58ZM112 158V157H111ZM120 158V157H119ZM122 158V157H121ZM120 158V159H121ZM126 158V157H125ZM128 158V159H129ZM232 158V157H231ZM249 158V157H248ZM248 158H246L248 160ZM99 159V158H98ZM119 159V160H120ZM101 160V159H100ZM111 160V159H110ZM116 160V161H115ZM118 160V161H119ZM125 160V159H124ZM244 160V159H242ZM38 161V160H37ZM59 161V160H58ZM113 161V160H112ZM114 161L117 162V159L114 158ZM113 161V162H114ZM123 160H120V162ZM129 161V160H127ZM131 161V160H130ZM245 161V160H244ZM249 161L247 163H249ZM39 162V161H38ZM103 162V161H102ZM106 162V161H105ZM104 162V165H105ZM111 162V163H113ZM58 164V162H57ZM107 164V163H106ZM133 164V163H132ZM110 165V164H109ZM121 165V163H120ZM123 165V164H122ZM41 166V165H40ZM53 166V165H52ZM102 166V165H101ZM131 166V165H130ZM58 167V166H57ZM100 167V166H99ZM103 167V166H102ZM136 167V166H135ZM19 168V167H18ZM60 168V167H59ZM101 168V167H100ZM112 168V167H111ZM120 168V167H119ZM52 169V168H51ZM130 169V168H129ZM23 170V169H22ZM141 170V169H140ZM27 171V170H26ZM39 171V170H38ZM50 171V170H49ZM54 171V170H53ZM119 171V170H118ZM128 171V170H127ZM252 171V172H253ZM141 173V171H139ZM251 172V173H252ZM94 173H96L95 175H101V176H110V167L106 166L103 167L102 169H100L99 171H94ZM119 173V172H117ZM145 173V172H144ZM257 173V174H258ZM114 174V173H113ZM143 174V173H142ZM142 174H139L136 171H133V169L128 172H125L122 180L124 178H126V180H134L135 178H139L141 180ZM253 174V173H252ZM264 174V172H263ZM115 175V174H114ZM119 176V175H118ZM96 177V176H95ZM112 177V176H111ZM145 177V176H143ZM257 177H259V175H257ZM264 177V175H263ZM262 178V176H261ZM109 179V178H108ZM138 179V180H139ZM10 180V179H9ZM114 180V179H113ZM5 181V180H4ZM83 181V180H82ZM144 181V180H143ZM8 182V181H7ZM3 183V182H2ZM1 183V184H2ZM6 183V182H5ZM61 183V182H60ZM84 183V182H83ZM0 184V185H1ZM57 184V183H56ZM87 186L88 188L91 187L90 183L84 184V186ZM124 185H126V183H124ZM129 185V184H127ZM86 188V187H85ZM2 188L0 187V264H165L163 262H160L158 260H154L152 258L146 257V256H141V255H134L131 254L129 252H125V251H121L120 248L119 250L117 248L114 247L115 244H120L122 237L119 235L117 236V238L115 239V244L111 245V246H107L105 244H99V243H92L91 240L94 239L96 237V233L100 231V222H98V217H103L101 212L96 211L95 207H90L86 210H80V213H78V211L76 209H73L74 207V202H68V203H63V205L60 206L61 210L63 212H68L69 214L73 215L74 217H76L75 221H71L70 219H66L65 217H70L67 216L69 214L67 213H59L58 212V216L59 217H49L44 215L41 211H39L37 208H35V206H31L30 202L29 204H27L26 202H23L21 200H16L13 199L11 197H8V195H6L3 190H1ZM79 189V188H78ZM5 190V189H4ZM203 190V189H202ZM77 191V190H76ZM62 192V191H61ZM56 193V192H55ZM8 194V193H7ZM15 194V193H14ZM65 194V193H64ZM68 194V193H67ZM66 194V195H67ZM10 195V194H9ZM72 196V195H71ZM18 197V196H17ZM57 197V196H56ZM67 197V196H65ZM19 198V197H18ZM51 198V197H50ZM49 199V198H47ZM64 199V197H63ZM71 199V197H70ZM148 199V198H147ZM51 200V199H50ZM59 200V199H57ZM66 200V199H64ZM63 200V201H64ZM69 200V199H68ZM46 201V199H45ZM52 201V200H51ZM55 201V200H54ZM62 201V200H61ZM73 201V200H72ZM107 201V200H106ZM185 201V200H184ZM49 202V200H48ZM47 202V203H48ZM99 202V201H98ZM101 202V201H100ZM111 202V201H110ZM53 203V202H52ZM56 203V201H55ZM76 203V202H75ZM103 202H101L102 204ZM105 203V202H104ZM103 203V206H104ZM139 203V202H138ZM111 204V203H110ZM109 204V205H110ZM113 204V202H112ZM111 204V205H112ZM76 205V204H75ZM115 205V204H113ZM112 205V206H113ZM137 205V204H136ZM102 206V207H103ZM117 206V205H116ZM135 206V205H134ZM76 207V206H75ZM107 207V206H106ZM139 207V204H138ZM183 207V206H181ZM101 208V207H100ZM119 208V207H118ZM57 209V208H56ZM99 209V208H98ZM109 209V207H108ZM120 209V208H119ZM137 209V208H136ZM162 209V208H161ZM163 209H165L163 207ZM178 210H180L181 208H176ZM186 209V208H185ZM111 210V209H110ZM109 210V211H110ZM114 210V209H113ZM113 210H111L113 212ZM121 210H125V209H121ZM120 210V211H121ZM129 210V209H127ZM133 210V208H132ZM176 211V214L180 211ZM190 210V209H187ZM56 211V210H55ZM110 211V212H111ZM126 211V210H125ZM135 211V210H134ZM140 211V210H139ZM138 211V212H139ZM195 211V208H194ZM119 212V211H118ZM117 212V213H118ZM129 212V211H128ZM141 212V211H140ZM146 212V211H145ZM182 212V211H181ZM186 212V210H185ZM184 212V213H185ZM56 213V212H55ZM116 213V214H117ZM123 213V212H122ZM57 214V213H56ZM67 214V215H66ZM115 214V215H116ZM130 214V213H129ZM138 213L136 212V215ZM169 214V212L167 213ZM173 214V213H172ZM179 214V213H178ZM194 214V213H193ZM197 214V213H195ZM194 214V215H195ZM106 215V214H105ZM121 215V214H120ZM136 215L132 216V215H125V218L121 221H114V219H112L113 221H109L111 222V230L110 232H112L115 235H118L117 233L119 232L120 234H124L125 232H129L128 236L129 238L127 240H131V241H141V240H148V238L151 236L150 234H148V231L145 230V228L143 227V225L141 226L137 221V217ZM139 215V214H138ZM174 215V214H173ZM182 215V214H181ZM186 215V214H185ZM188 215V214H187ZM190 216V215H188ZM238 215V214H237ZM57 216V215H55ZM108 216V215H107ZM106 216V217H107ZM172 216V215H171ZM184 216V215H182ZM243 216V215H241ZM248 216V215H247ZM61 217V218H60ZM73 217V218H74ZM121 217V216H120ZM194 217V216H193ZM178 218V217H177ZM182 217L180 216V219ZM184 218V217H183ZM196 218V217H195ZM194 218V219H195ZM200 219V217H198ZM110 219V218H109ZM179 219V218H178ZM179 219V220H180ZM193 219V220H194ZM197 219V218H196ZM195 219V220H196ZM246 219V216L245 218ZM182 220V219H181ZM186 220V219H185ZM189 220V219H188ZM187 220V221H188ZM201 220V219H200ZM199 220V221H200ZM209 220V219H207ZM207 220H205L207 223ZM248 220V219H247ZM107 221V220H106ZM125 221H128L127 223ZM141 221V220H140ZM184 221V220H183ZM216 221V220H215ZM69 222H74L76 225L70 226L68 224H70ZM103 223V221H101ZM194 222L191 220V223ZM196 222V221H195ZM198 222V221H197ZM214 222V221H212ZM238 222V221H237ZM183 223V222H182ZM204 223V222H203ZM210 223V222H209ZM208 223V224H209ZM240 223V222H239ZM190 224V223H189ZM195 224V223H194ZM213 224V223H212ZM216 224V223H214ZM81 225H84L85 228L81 227ZM183 225H186V223ZM188 225V224H187ZM193 225V224H192ZM204 225V224H203ZM107 226V225H106ZM206 226V225H205ZM200 227L201 231L202 228L204 229V227ZM217 226V225H216ZM109 227V226H108ZM170 227V226H169ZM193 227V226H192ZM210 227V226H209ZM208 227V229H210ZM213 227V226H212ZM219 227V225H218ZM171 228V227H170ZM207 228V227H206ZM147 229V228H146ZM150 229V227H149ZM154 229V228H153ZM198 229V228H197ZM208 229H206L207 231H209ZM212 229V228H211ZM214 229V228H213ZM219 229V228H218ZM217 229V230H218ZM216 230V231H217ZM220 230V229H219ZM156 231V230H155ZM195 231V230H194ZM193 231V232H194ZM199 231V230H198ZM205 231V229H204ZM203 231V233H204ZM212 230H210L209 232H211ZM215 232V231H214ZM105 233V232H104ZM108 233V232H107ZM153 233V232H152ZM201 232H199L200 234ZM111 234V233H110ZM157 234V233H156ZM162 234V233H161ZM208 234V233H206ZM204 234V235H206ZM213 234V232L211 233ZM150 235V236H149ZM170 235V234H169ZM198 235V234H197ZM203 235V234H202ZM104 236V235H103ZM157 236V235H156ZM193 236V235H192ZM207 236V235H206ZM209 236V235H208ZM107 237V236H106ZM105 237V238H106ZM201 237V236H200ZM82 238V239H81ZM198 238V237H196ZM204 237H201V239ZM211 238V236H210ZM97 239V238H95ZM102 239V238H101ZM88 240V242L86 241ZM195 240V239H194ZM218 240V239H217ZM112 241V240H111ZM150 241V240H149ZM190 241V240H189ZM202 241V240H201ZM212 241V240H211ZM220 241V240H219ZM91 242V243H90ZM146 242V241H145ZM203 242V241H202ZM208 242V241H206ZM221 242V241H220ZM223 242V241H222ZM221 242V243H222ZM261 242V241H260ZM112 243V242H111ZM197 243V241H196ZM199 243V241H198ZM205 243V242H204ZM215 243V242H214ZM219 243V242H218ZM130 244V243H129ZM132 244V243H131ZM128 245V246H131ZM148 244V243H147ZM203 244V243H201ZM223 244V243H222ZM258 244V243H257ZM138 245V244H137ZM218 245V244H217ZM116 246V245H115ZM125 246V244H124ZM126 248H129V247ZM141 246V245H140ZM203 246V245H202ZM207 246V244H206ZM257 246V245H256ZM117 247V246H116ZM122 247V245H121ZM198 247V246H196ZM195 247V248H196ZM200 247V246H199ZM258 247V246H257ZM124 248V247H123ZM144 248V247H143ZM258 249V248H257ZM123 250V249H122ZM139 250V249H138ZM142 250V249H141ZM262 251V250H261ZM263 253V252H262ZM138 254V253H137ZM262 257V256H261ZM247 258V257H246ZM228 259V258H227ZM249 260V259H248ZM230 261V260H229ZM259 263V262H258ZM231 264V263H230ZM248 264V263H246ZM253 264V263H251Z\"/></svg>",
    "mask_w": 264,
    "mask_h": 264
}]
</instances>
